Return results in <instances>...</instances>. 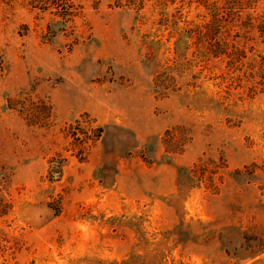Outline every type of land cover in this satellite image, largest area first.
<instances>
[{
	"label": "rangeland",
	"instance_id": "1",
	"mask_svg": "<svg viewBox=\"0 0 264 264\" xmlns=\"http://www.w3.org/2000/svg\"><path fill=\"white\" fill-rule=\"evenodd\" d=\"M74 1L73 32L90 36L71 46L49 12L0 0V195L10 206L0 235L18 245L0 264H264V91L249 89L264 43L238 39L246 59L231 70L207 59L182 22L158 24L178 2L144 0L137 12ZM179 10L196 20L193 7ZM47 25L54 36L41 44ZM162 69L180 89L157 99ZM21 92L50 103L51 126L27 127L6 108ZM84 113L103 133L78 163L63 130ZM164 138L181 151L165 152ZM55 155L61 175L49 180ZM219 157L217 191L191 189L198 159Z\"/></svg>",
	"mask_w": 264,
	"mask_h": 264
},
{
	"label": "trees",
	"instance_id": "2",
	"mask_svg": "<svg viewBox=\"0 0 264 264\" xmlns=\"http://www.w3.org/2000/svg\"><path fill=\"white\" fill-rule=\"evenodd\" d=\"M114 7H127L140 11L144 6V0H108ZM260 0H160L159 5H173L178 2L180 6H186L188 9L193 7L196 10L195 19L182 20L180 8L171 14L170 19L163 18L158 24L160 26L169 25L176 27L179 22L184 24V32L193 40L196 48H202L204 56L208 59H220L225 62L226 68L235 70L237 66H242L246 59V52L243 47L238 45V39L252 40L256 36L260 42L264 43V11L256 12L255 7ZM97 3V1H94ZM26 5L31 12L37 15L49 12L59 20L65 28L62 31L65 37L70 40V45L74 46L90 36V30L86 34L75 33L74 21L82 17V7L76 4L74 0H26ZM72 33H68V30ZM47 32L40 36L41 44H48L54 36L50 32V27H45ZM69 35H66V34ZM21 33L19 36H24ZM48 34H51L48 37ZM252 35V36H251ZM251 67V73H252ZM4 70L3 58L0 54V75ZM258 80L249 89L252 92L264 91V56H260L258 67ZM251 77H254L253 75ZM180 86L176 79L167 73L165 69L156 73L152 79V91L157 99L167 98L170 94L178 92ZM8 110L14 112L27 127L46 129L51 126L54 120V111L50 103L45 98L33 96L31 93L21 92L16 96L8 97L5 102ZM64 137L68 139V145L73 152L72 155L78 163L86 161L90 151L100 140L103 128L94 119L84 113L72 122L67 123L63 130ZM171 133L165 131V136ZM162 146L167 153H179L181 149L175 147L162 139ZM60 155H55L48 159V178L56 174L61 175ZM227 168L222 157L218 160L206 158L198 161L190 169L191 177L194 183L191 189L204 188L211 193L217 191L215 186V177L221 184L224 177L223 172ZM10 213V206L0 195V220L5 219ZM54 214H58V209H54ZM18 250V245L0 235V252L2 254H13Z\"/></svg>",
	"mask_w": 264,
	"mask_h": 264
},
{
	"label": "bare ground",
	"instance_id": "3",
	"mask_svg": "<svg viewBox=\"0 0 264 264\" xmlns=\"http://www.w3.org/2000/svg\"><path fill=\"white\" fill-rule=\"evenodd\" d=\"M67 94H68V96H71V93L70 92H68ZM82 95L83 94H79L80 97H82ZM72 96H73V93H72Z\"/></svg>",
	"mask_w": 264,
	"mask_h": 264
}]
</instances>
